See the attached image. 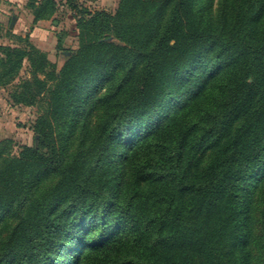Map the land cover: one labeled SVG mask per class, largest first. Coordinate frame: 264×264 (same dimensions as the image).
<instances>
[{"label": "trees", "instance_id": "1", "mask_svg": "<svg viewBox=\"0 0 264 264\" xmlns=\"http://www.w3.org/2000/svg\"><path fill=\"white\" fill-rule=\"evenodd\" d=\"M61 3L60 70L0 45V89L42 105L34 145L0 141V264H264V0L24 7Z\"/></svg>", "mask_w": 264, "mask_h": 264}, {"label": "rangeland", "instance_id": "2", "mask_svg": "<svg viewBox=\"0 0 264 264\" xmlns=\"http://www.w3.org/2000/svg\"><path fill=\"white\" fill-rule=\"evenodd\" d=\"M26 1L22 0V5L25 6ZM76 1L78 6L89 11L103 10L109 13H114L118 4V0ZM25 10H13V17L18 12L17 14H20L21 18L23 17L28 23H31L30 26L20 33L12 32L14 31V25L10 28L9 25L3 26L0 45H11L14 40L3 35L6 29L14 36L24 37L28 34L30 42L47 55V59L55 65L57 71L60 70L66 58L78 48V31L76 29L78 13L61 3L57 12L50 19L41 20L32 26V22H30L32 16ZM35 26L39 35L32 36L31 33H33ZM59 37L63 39L61 48H57ZM22 73L24 75L26 71L23 70ZM9 90V87L0 89V141L9 140L11 142V153L16 154L20 147L24 145L32 146L36 143L37 137L31 126L42 111V105L39 104L34 107L15 106L9 99Z\"/></svg>", "mask_w": 264, "mask_h": 264}, {"label": "crops", "instance_id": "3", "mask_svg": "<svg viewBox=\"0 0 264 264\" xmlns=\"http://www.w3.org/2000/svg\"><path fill=\"white\" fill-rule=\"evenodd\" d=\"M22 0H0V24L2 26H7L10 28V26L12 27L13 25L14 27V31L12 32H16V33H20L21 31L25 30L27 27L30 26L31 23H28L23 17H20V14H17L13 17V10H25V8L23 7L24 5H22ZM27 12V10H25ZM29 16L30 14L27 13ZM12 19L13 23H12ZM30 22H32V17L30 18ZM38 25V24H37ZM36 26L35 29L33 30V33H31L32 36H36L39 35L38 31L36 30ZM11 30V29H10Z\"/></svg>", "mask_w": 264, "mask_h": 264}, {"label": "water", "instance_id": "4", "mask_svg": "<svg viewBox=\"0 0 264 264\" xmlns=\"http://www.w3.org/2000/svg\"><path fill=\"white\" fill-rule=\"evenodd\" d=\"M13 20H14V19H12V23H13Z\"/></svg>", "mask_w": 264, "mask_h": 264}]
</instances>
